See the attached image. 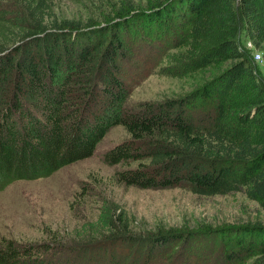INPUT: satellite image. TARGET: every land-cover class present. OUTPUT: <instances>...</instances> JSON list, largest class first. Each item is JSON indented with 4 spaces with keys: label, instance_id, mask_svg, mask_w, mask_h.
<instances>
[{
    "label": "trees",
    "instance_id": "trees-1",
    "mask_svg": "<svg viewBox=\"0 0 264 264\" xmlns=\"http://www.w3.org/2000/svg\"><path fill=\"white\" fill-rule=\"evenodd\" d=\"M151 11L150 24L181 34L183 67L228 63L181 97L130 108L119 61L126 47L117 30L59 20L51 0L0 2V188L92 156L121 124L129 136L103 154L104 162L123 166L115 173L119 181L183 186L200 195L242 191L264 208V71L241 39L244 32L263 49L264 68V0H155ZM130 12L121 7L114 17L124 20ZM177 17L181 24L174 23ZM171 73L184 74L176 67ZM116 205L103 208L70 249L10 241L0 245V264L201 262L200 254L199 262L184 254L193 231L138 235L128 210ZM223 231L222 258L212 264L246 255L264 264V225H245L237 235ZM174 247L184 253L174 255Z\"/></svg>",
    "mask_w": 264,
    "mask_h": 264
},
{
    "label": "rangeland",
    "instance_id": "rangeland-1",
    "mask_svg": "<svg viewBox=\"0 0 264 264\" xmlns=\"http://www.w3.org/2000/svg\"><path fill=\"white\" fill-rule=\"evenodd\" d=\"M51 1L59 20H79L83 28L89 24L103 30L112 26L121 34L127 50H123L124 58L119 59L120 73L130 93L126 104L130 108H139L145 101L181 97L216 76L228 63L192 70L183 67L179 56L185 45L177 43L181 37L174 30L177 28L167 26L162 33L163 29L148 22L155 0ZM121 7L134 12H130L129 18L116 20L114 16ZM145 10L150 11L148 15L139 17ZM174 23L181 24L178 17ZM106 34L109 36L110 31ZM241 39L253 53L263 50L255 48L244 32ZM259 62L264 71L262 60ZM175 67L184 74H172ZM128 136L123 125H115L92 156L67 164L48 176L18 179L0 188V245L10 241L20 245L54 243V247L65 244L70 249L84 239L103 208L117 204V208L128 210L133 232L138 235L164 229L193 231L191 249L182 253L193 262H199L200 254L201 262L205 257L206 264H212L222 258L221 230L226 235H237L245 225H264V208L242 191L200 195L183 186L142 188L119 181L115 173L123 166L104 162L103 154ZM173 249L170 252L174 255L182 254V250ZM61 250L64 254L66 249ZM232 264H257L256 255H246Z\"/></svg>",
    "mask_w": 264,
    "mask_h": 264
},
{
    "label": "built area",
    "instance_id": "built-area-1",
    "mask_svg": "<svg viewBox=\"0 0 264 264\" xmlns=\"http://www.w3.org/2000/svg\"><path fill=\"white\" fill-rule=\"evenodd\" d=\"M254 57L257 60H262L263 59V54L260 50H256V52H254Z\"/></svg>",
    "mask_w": 264,
    "mask_h": 264
}]
</instances>
